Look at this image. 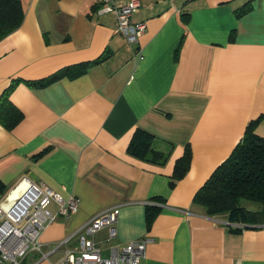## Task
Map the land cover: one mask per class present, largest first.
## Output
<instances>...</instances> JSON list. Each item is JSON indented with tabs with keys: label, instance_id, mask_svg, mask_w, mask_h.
Here are the masks:
<instances>
[{
	"label": "crops",
	"instance_id": "obj_1",
	"mask_svg": "<svg viewBox=\"0 0 264 264\" xmlns=\"http://www.w3.org/2000/svg\"><path fill=\"white\" fill-rule=\"evenodd\" d=\"M21 5V24L0 39V102L8 90L21 113L0 122V201L24 177L79 199L42 231L47 258L32 252L21 264L60 260L109 208L116 236L94 235L105 255L148 238L139 264H264V224H233L193 202L251 121L264 138V0H140L137 47L98 0ZM136 131L153 136L144 156L129 148ZM187 147L189 169L173 181ZM147 207L159 209L150 224Z\"/></svg>",
	"mask_w": 264,
	"mask_h": 264
},
{
	"label": "built area",
	"instance_id": "obj_2",
	"mask_svg": "<svg viewBox=\"0 0 264 264\" xmlns=\"http://www.w3.org/2000/svg\"><path fill=\"white\" fill-rule=\"evenodd\" d=\"M100 12H111L115 17V31L126 42L137 47L139 38L145 32L144 22H134L133 14L140 7V0H98ZM138 56L141 51L136 49ZM24 184L23 190L8 201V196L0 201V264H21L32 252H38L40 259H46L42 253L41 233L58 216L69 217L77 212L79 199L76 196L62 197L58 192L43 183L22 178L18 184ZM6 205L4 206V201ZM54 204L53 211L50 206ZM118 210L109 208L93 216L77 231L78 243L64 251L63 257L50 264H139L145 256L148 238L133 240L122 247L110 246L108 254L94 240V235L106 229L108 238L117 234L116 222Z\"/></svg>",
	"mask_w": 264,
	"mask_h": 264
},
{
	"label": "trees",
	"instance_id": "obj_3",
	"mask_svg": "<svg viewBox=\"0 0 264 264\" xmlns=\"http://www.w3.org/2000/svg\"><path fill=\"white\" fill-rule=\"evenodd\" d=\"M22 19L21 0H0V39L18 28ZM82 71L80 69L74 74ZM58 77L55 74L45 79L47 82ZM41 82L35 84L41 85ZM7 93L8 90L0 102V122L11 127L20 119L21 113L8 99ZM257 123L258 120L249 123L242 140L195 193L193 202L203 206L208 215L225 218L233 224H264V138L254 133ZM152 141L151 134L136 131L129 146L131 153L136 156L146 155ZM190 160L191 152L187 147L175 162L173 181L187 172ZM145 212L147 224H150L159 209L147 207Z\"/></svg>",
	"mask_w": 264,
	"mask_h": 264
}]
</instances>
